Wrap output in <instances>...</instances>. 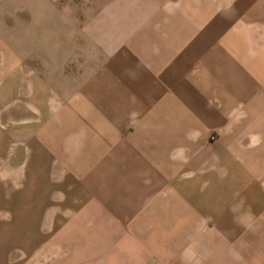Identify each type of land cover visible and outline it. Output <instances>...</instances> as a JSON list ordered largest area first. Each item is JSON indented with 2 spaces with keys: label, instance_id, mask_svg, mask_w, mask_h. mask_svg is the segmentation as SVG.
I'll list each match as a JSON object with an SVG mask.
<instances>
[{
  "label": "crops",
  "instance_id": "1",
  "mask_svg": "<svg viewBox=\"0 0 264 264\" xmlns=\"http://www.w3.org/2000/svg\"><path fill=\"white\" fill-rule=\"evenodd\" d=\"M0 213V264H263L264 0H0Z\"/></svg>",
  "mask_w": 264,
  "mask_h": 264
},
{
  "label": "rangeland",
  "instance_id": "2",
  "mask_svg": "<svg viewBox=\"0 0 264 264\" xmlns=\"http://www.w3.org/2000/svg\"><path fill=\"white\" fill-rule=\"evenodd\" d=\"M212 136L216 137L212 138ZM219 137L220 132L215 131L210 134L211 140H217ZM2 215L0 213V216ZM53 225L42 224L41 229L37 230L32 228L30 238H25L26 244L22 243L23 237H16L14 246L8 251L10 259L1 264H74L72 258L77 250L76 245L72 243V230L69 224L62 229H55ZM257 226V258H259L264 257V224H257ZM27 240L30 243H27ZM82 250L85 252V247L83 249L79 246V251Z\"/></svg>",
  "mask_w": 264,
  "mask_h": 264
},
{
  "label": "clouds",
  "instance_id": "3",
  "mask_svg": "<svg viewBox=\"0 0 264 264\" xmlns=\"http://www.w3.org/2000/svg\"><path fill=\"white\" fill-rule=\"evenodd\" d=\"M189 138L195 141L196 139H198V136L189 134ZM193 257H194V253L192 255H187V250H186V255L184 257L185 264H192Z\"/></svg>",
  "mask_w": 264,
  "mask_h": 264
},
{
  "label": "built area",
  "instance_id": "4",
  "mask_svg": "<svg viewBox=\"0 0 264 264\" xmlns=\"http://www.w3.org/2000/svg\"><path fill=\"white\" fill-rule=\"evenodd\" d=\"M216 136H212V138H215Z\"/></svg>",
  "mask_w": 264,
  "mask_h": 264
}]
</instances>
